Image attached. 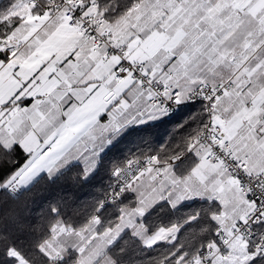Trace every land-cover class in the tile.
<instances>
[{
  "label": "snow or ice",
  "instance_id": "1",
  "mask_svg": "<svg viewBox=\"0 0 264 264\" xmlns=\"http://www.w3.org/2000/svg\"><path fill=\"white\" fill-rule=\"evenodd\" d=\"M133 137L158 146L161 201L119 209L108 247L137 225L168 247L112 264H264V0H0V191ZM165 206L189 211L158 235L144 220Z\"/></svg>",
  "mask_w": 264,
  "mask_h": 264
},
{
  "label": "trees",
  "instance_id": "2",
  "mask_svg": "<svg viewBox=\"0 0 264 264\" xmlns=\"http://www.w3.org/2000/svg\"><path fill=\"white\" fill-rule=\"evenodd\" d=\"M157 147L150 141L146 143L144 137H133L130 142L119 145V150L114 149L103 155L97 170L89 176L80 164H75L54 178L41 177L30 189L21 191L17 196H12L7 190L0 191V264H16L14 254L28 264H58L57 260L48 259L40 248L59 226L80 230L94 223L98 216V232L113 229L120 214L119 209L129 205L127 198H123L114 205L98 210L110 191L114 172L130 158L149 157ZM9 170L5 166L0 171V179ZM135 205L136 201H133L130 206L135 208ZM187 211L160 207L146 217L144 224L153 233L160 227H178L174 222L182 220ZM124 240L129 241L127 251L123 256H117L118 250L125 247ZM141 244L138 239L133 240L128 233H124L108 253L113 260L126 261L135 251L145 253L138 257L144 259L160 256L168 247L161 243L146 251ZM74 255L69 251L68 258H65L67 264H74Z\"/></svg>",
  "mask_w": 264,
  "mask_h": 264
},
{
  "label": "crops",
  "instance_id": "3",
  "mask_svg": "<svg viewBox=\"0 0 264 264\" xmlns=\"http://www.w3.org/2000/svg\"><path fill=\"white\" fill-rule=\"evenodd\" d=\"M88 148L91 149L92 145H89ZM96 149H97L96 151H85L83 147H81V149L75 150L73 153H71L68 156V158L60 165L58 169H55L52 172L51 177L58 176L60 173L69 169L71 166L75 164H80L84 168L88 176L93 174L97 170V167L99 166L100 160L102 158V155L99 154L100 151H102L99 145L96 146ZM152 177L153 174L151 175L149 173L145 174L139 178L138 183H136L135 186L128 188L126 197H127V201L129 202L128 203L129 205H131L133 201L145 197L146 201L144 203L143 208L142 205L138 204L136 205L135 209L142 208V210L147 211L148 209L151 208L152 205L157 204L161 201L162 182L154 181ZM38 180H36L35 183ZM35 183L31 184L30 187H21L18 182L17 184L9 187L7 191L10 192L13 196H17L21 191L30 189ZM149 193H151L150 198H147L146 196ZM179 196H180L179 192H174L172 196L173 201L177 202L179 200ZM124 210L129 212V209L124 208ZM97 228L98 227L96 226V221L80 230H71L59 226L55 229L53 236L41 246L40 250L48 259L52 261L58 260L59 262L58 264H65L66 263L65 258H68L69 251H72L75 253L74 255L76 259L75 262H77V260H79V258H82L87 252H89L90 250L91 251L94 250L93 244L100 239ZM171 228L175 229L176 227H171ZM109 230L103 232L112 231V229ZM93 231L98 234V235L95 234L94 238H93ZM137 231H138L137 236L139 235L142 236V238L139 236L140 239H138L142 243L145 241H150L152 239H155V236H149L145 232V229L140 225H138ZM156 233L158 235H164V233H158V231ZM111 237L112 234L108 235L103 240V242L109 244L113 240ZM109 249L110 248L107 249V252L109 251ZM14 255L17 257L16 264H28L18 255L16 254ZM101 258L99 259L100 261L103 259ZM99 260L97 261V263L99 262Z\"/></svg>",
  "mask_w": 264,
  "mask_h": 264
},
{
  "label": "rangeland",
  "instance_id": "4",
  "mask_svg": "<svg viewBox=\"0 0 264 264\" xmlns=\"http://www.w3.org/2000/svg\"><path fill=\"white\" fill-rule=\"evenodd\" d=\"M153 189V188H152ZM9 194H11L10 192H8ZM127 194V193H126ZM182 193H180V195H181ZM12 195V194H11ZM150 195H151V193H149L146 197L147 198H150ZM13 196V195H12ZM127 198V197H126ZM151 200V199H150ZM140 202V201H142V203H138V202ZM145 201H146V198L145 197H142V198H140L139 200L137 199L136 200V205H142V208H143V206H144V203H145ZM128 202V201H127ZM129 203V202H128ZM136 205H135V207H136ZM125 207H128V209H129V211L130 210H132V209H135V208H133L132 206H130V205H125L123 208H125ZM142 208H140V209H142ZM124 210V209H123ZM125 211V210H124ZM125 212H127V211H125ZM120 215V214H119ZM118 215V216H119ZM117 216V217H118ZM98 216H96V218H97ZM116 217V218H117ZM119 224L120 225V227L119 228H117V227H113V229H112V231L111 232H103V231H101V232H99L98 234H99V236H100V239L99 240H97L94 244H93V249L94 250H90L89 252H87L82 258H79V260H77V262H74V264L75 263H77V264H112V261H113V259H112V257L109 255V254H107L108 252H107V249L109 248L108 247V245L109 244H107L106 242L104 243L103 242V240L108 236V235H110V234H112V239H115V237L119 234V232H120V229L121 228H123V227H125V226H127L129 223H130V221L127 219V217H125L123 220H120V221H117L116 220V224ZM138 225L136 226V228H134L133 229V231H135V233H136V235H138ZM110 231V230H109ZM95 234H97L96 232H94L93 231V238H94V236H95ZM97 234V235H98ZM140 236V235H139ZM141 238H142V236H140ZM93 242V241H92ZM100 242H102V243H100ZM100 243V244H99ZM50 247H52V246H50ZM103 259H102V258ZM17 258V257H16ZM102 259L101 261L99 260V259ZM99 260V262L97 263V261ZM58 261V260H57ZM59 263V262H58ZM65 264H67V263H65Z\"/></svg>",
  "mask_w": 264,
  "mask_h": 264
},
{
  "label": "built area",
  "instance_id": "5",
  "mask_svg": "<svg viewBox=\"0 0 264 264\" xmlns=\"http://www.w3.org/2000/svg\"><path fill=\"white\" fill-rule=\"evenodd\" d=\"M147 159H148V157L145 159L130 158L125 162V164L122 167L116 169V171L113 174V182H112L110 191H109L107 197L105 198V200L103 201V203L105 205L111 206V205H114V204H116L122 200V199H117L116 203H109L110 199L115 198L112 195L113 191H119L121 181H125V182L128 181L131 178L130 177L131 173H138L139 178L145 174H148V171L146 169L148 167H151V165L146 164ZM152 179L154 181H158V180H156L154 173H153ZM127 190L122 193L123 197L125 196ZM97 214H98V212H97Z\"/></svg>",
  "mask_w": 264,
  "mask_h": 264
}]
</instances>
